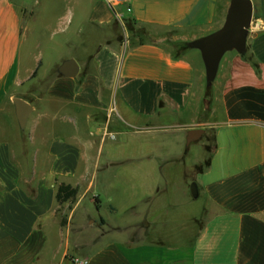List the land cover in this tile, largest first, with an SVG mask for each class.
Wrapping results in <instances>:
<instances>
[{"label": "crops", "instance_id": "1", "mask_svg": "<svg viewBox=\"0 0 264 264\" xmlns=\"http://www.w3.org/2000/svg\"><path fill=\"white\" fill-rule=\"evenodd\" d=\"M252 1L260 15L246 52H225L206 96L201 51L188 42L220 28L230 0H47L87 37L44 75L21 55L31 6L0 0V264H264V0ZM68 58L75 76L57 71ZM15 97L32 105L25 129ZM197 127L213 144L194 165L204 202L186 223L155 165L181 159L191 144L183 132ZM113 131L133 139L121 161L134 168V221L123 226L80 211ZM63 184L78 188L75 202L58 200ZM92 198L101 206L100 192ZM120 229L130 230V253L106 240Z\"/></svg>", "mask_w": 264, "mask_h": 264}, {"label": "rangeland", "instance_id": "2", "mask_svg": "<svg viewBox=\"0 0 264 264\" xmlns=\"http://www.w3.org/2000/svg\"><path fill=\"white\" fill-rule=\"evenodd\" d=\"M26 1H28L31 6L28 11L31 9L33 11L31 10L32 13L30 11L29 14L22 13L25 16L23 21L27 25V29L25 31L26 37H24V43L21 48V55L24 60L31 59L29 62L36 65L38 64L40 74L44 75L55 63H58L61 58L77 56L80 43L85 40L87 35L85 34V37H83L77 32V21L73 20L72 24L69 25L66 20L60 17L62 11L61 5L49 4L46 2L47 0H34L35 2L33 1L31 3L30 0ZM58 8L60 11H57ZM259 15L260 11L255 7L249 34L256 27L257 22H259ZM196 51L199 53V50ZM33 60H35V62H33ZM116 114L117 113L114 112V117ZM26 131L27 130H25L24 133H26ZM113 132L114 133H105V143L100 156L101 159L99 160V170L93 177L94 186L84 198L80 211L88 212L93 217L99 214L109 219V221L115 225L123 226L131 224L134 221L132 220L134 217L133 212H131V210H126V205L129 203L127 194L132 188L128 176L131 175L134 168L128 160L121 161L126 160L127 154L129 153L128 145L133 139H131L132 134L118 133L117 131ZM16 133L20 138L23 132L21 129H18ZM183 137L186 143L185 131L183 132ZM99 138H101V136ZM212 144L213 133L211 131L208 133L205 132L200 139L193 141L188 146V152L181 159L172 163L155 165V167L162 168V172L165 174L164 177L161 175L157 182L162 188H166L167 198L176 201L177 204L181 200V205L183 206V222L187 223V217H189L190 213L192 211L197 212L203 205V197H194L190 187L192 183L196 182L194 165L199 162L202 163L203 157L206 154L204 147H208L210 150ZM95 153L96 147L93 155ZM112 155L120 158H115ZM112 157L116 159L114 160L115 162L108 164V159ZM110 184L114 186L111 187ZM185 191H187V195L184 194ZM94 192H100L101 206H98L94 202L92 198V193ZM111 206H114L116 211H112L110 208ZM137 215L138 213L135 214V216ZM94 229L95 228H93V230ZM172 230L173 234L178 238L180 226L177 224V227ZM128 231L130 230L120 229L110 233L108 237L106 236V240L111 238L116 239L119 241L121 249L129 251L130 248L124 242V240L127 239ZM189 235L190 228L183 223L181 227V240L184 242L188 239ZM91 248H93V246ZM140 253H142L141 250Z\"/></svg>", "mask_w": 264, "mask_h": 264}, {"label": "water", "instance_id": "3", "mask_svg": "<svg viewBox=\"0 0 264 264\" xmlns=\"http://www.w3.org/2000/svg\"><path fill=\"white\" fill-rule=\"evenodd\" d=\"M253 12L252 0H230L222 26L188 42L190 47L201 51L208 86L216 77L220 61L226 51L235 49L239 53L246 52ZM57 71L64 76H75L79 71V64L75 58H68L58 66ZM13 101L18 124L21 129H25L32 105L20 97H15ZM204 131L205 129L200 127L190 129L187 133L186 143L189 145L198 140ZM190 190L194 197L198 196L196 182L191 184Z\"/></svg>", "mask_w": 264, "mask_h": 264}, {"label": "trees", "instance_id": "4", "mask_svg": "<svg viewBox=\"0 0 264 264\" xmlns=\"http://www.w3.org/2000/svg\"><path fill=\"white\" fill-rule=\"evenodd\" d=\"M126 26L129 29H133L131 21H128ZM205 94H206V96L210 95V86H207ZM206 148L208 149V147H206ZM205 162H206V164H208L209 159H207ZM77 193H78L77 187H73L70 184H63L58 189L57 197H58V200L61 202L69 200L71 203H73L76 201Z\"/></svg>", "mask_w": 264, "mask_h": 264}, {"label": "built area", "instance_id": "5", "mask_svg": "<svg viewBox=\"0 0 264 264\" xmlns=\"http://www.w3.org/2000/svg\"><path fill=\"white\" fill-rule=\"evenodd\" d=\"M107 1L114 4V5L124 4V3L128 2V0H107ZM71 261L73 264H87V262H88L87 259H81L78 257H72Z\"/></svg>", "mask_w": 264, "mask_h": 264}]
</instances>
